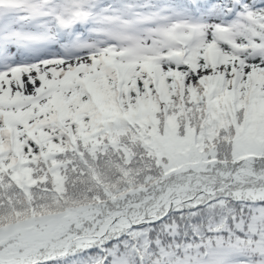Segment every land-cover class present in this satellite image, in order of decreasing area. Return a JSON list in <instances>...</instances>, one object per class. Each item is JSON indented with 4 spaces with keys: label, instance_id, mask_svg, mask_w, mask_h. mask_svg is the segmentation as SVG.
I'll list each match as a JSON object with an SVG mask.
<instances>
[{
    "label": "snow or ice",
    "instance_id": "snow-or-ice-1",
    "mask_svg": "<svg viewBox=\"0 0 264 264\" xmlns=\"http://www.w3.org/2000/svg\"><path fill=\"white\" fill-rule=\"evenodd\" d=\"M0 264H264V0H0Z\"/></svg>",
    "mask_w": 264,
    "mask_h": 264
}]
</instances>
